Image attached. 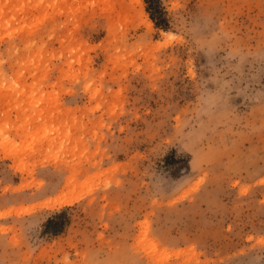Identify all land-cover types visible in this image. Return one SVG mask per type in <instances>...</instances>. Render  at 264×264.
Returning <instances> with one entry per match:
<instances>
[{"label":"rangeland","instance_id":"obj_1","mask_svg":"<svg viewBox=\"0 0 264 264\" xmlns=\"http://www.w3.org/2000/svg\"><path fill=\"white\" fill-rule=\"evenodd\" d=\"M158 3L0 0V264H264V0Z\"/></svg>","mask_w":264,"mask_h":264},{"label":"trees","instance_id":"obj_2","mask_svg":"<svg viewBox=\"0 0 264 264\" xmlns=\"http://www.w3.org/2000/svg\"><path fill=\"white\" fill-rule=\"evenodd\" d=\"M145 3L148 5L147 6V11L150 13V18L154 22L156 27H160L163 29L167 28V21L164 18V12L161 10L159 7L158 0H145ZM54 222L52 219L47 221V229L49 230L50 226H53ZM51 232L56 233L57 229H50Z\"/></svg>","mask_w":264,"mask_h":264},{"label":"bare ground","instance_id":"obj_3","mask_svg":"<svg viewBox=\"0 0 264 264\" xmlns=\"http://www.w3.org/2000/svg\"><path fill=\"white\" fill-rule=\"evenodd\" d=\"M138 1L140 2L141 0H138ZM141 4H142V3H141ZM142 14H143V12H142ZM145 15H146V14H145ZM148 23L151 24L150 20L148 21ZM166 34H168V33H166ZM67 195H68V194H67ZM67 195H66V197H67ZM63 196H64V195H63ZM77 196H78V195H77ZM77 196H76V195L71 196L72 198L69 196V197H70L69 200H68V198H64V197L60 196V197H62V199H59L60 202H59L58 199H56V200H58L59 204H62V205H63V204H70V203L73 202V200H75L76 198H78ZM60 197H59V198H60ZM73 197H74V199H73ZM55 198H57V197H55ZM63 199H64V200H63ZM66 199H67V200H66ZM53 200H54V198H53ZM53 200H52L51 202H50V201L46 202V204L44 203L45 206H48V205L51 204V203H52V204H53V203L58 204V202H55V200H54V201H53ZM48 203H49V204H48ZM59 204H58V205H59ZM52 207H53V206H52ZM34 208H35V207H34Z\"/></svg>","mask_w":264,"mask_h":264}]
</instances>
